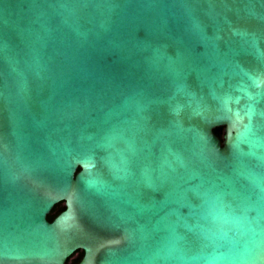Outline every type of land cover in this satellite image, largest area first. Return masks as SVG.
Masks as SVG:
<instances>
[{
	"label": "water",
	"instance_id": "obj_1",
	"mask_svg": "<svg viewBox=\"0 0 264 264\" xmlns=\"http://www.w3.org/2000/svg\"><path fill=\"white\" fill-rule=\"evenodd\" d=\"M79 251L264 264V0H0V264Z\"/></svg>",
	"mask_w": 264,
	"mask_h": 264
},
{
	"label": "trees",
	"instance_id": "obj_2",
	"mask_svg": "<svg viewBox=\"0 0 264 264\" xmlns=\"http://www.w3.org/2000/svg\"><path fill=\"white\" fill-rule=\"evenodd\" d=\"M215 133L222 139L224 134V128L220 127L215 129ZM64 210H65V206L63 203L56 205L52 210V212L48 215V220L53 221L56 218V216H58ZM83 255L84 253L82 251L77 252L75 255H73V257H71L67 261V264H78L81 261Z\"/></svg>",
	"mask_w": 264,
	"mask_h": 264
},
{
	"label": "snow or ice",
	"instance_id": "obj_3",
	"mask_svg": "<svg viewBox=\"0 0 264 264\" xmlns=\"http://www.w3.org/2000/svg\"><path fill=\"white\" fill-rule=\"evenodd\" d=\"M90 163V162H89Z\"/></svg>",
	"mask_w": 264,
	"mask_h": 264
}]
</instances>
